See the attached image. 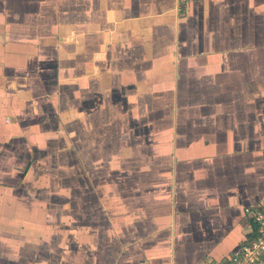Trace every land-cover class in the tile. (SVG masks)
<instances>
[{
	"label": "crops",
	"instance_id": "1",
	"mask_svg": "<svg viewBox=\"0 0 264 264\" xmlns=\"http://www.w3.org/2000/svg\"><path fill=\"white\" fill-rule=\"evenodd\" d=\"M264 203V0H0V264H201Z\"/></svg>",
	"mask_w": 264,
	"mask_h": 264
},
{
	"label": "built area",
	"instance_id": "2",
	"mask_svg": "<svg viewBox=\"0 0 264 264\" xmlns=\"http://www.w3.org/2000/svg\"><path fill=\"white\" fill-rule=\"evenodd\" d=\"M187 3L190 0H180ZM251 227L237 250L214 261L201 264H264V203L254 207L251 212Z\"/></svg>",
	"mask_w": 264,
	"mask_h": 264
}]
</instances>
